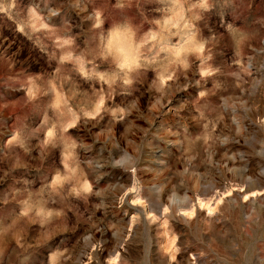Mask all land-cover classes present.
I'll return each mask as SVG.
<instances>
[{"label":"rangeland","instance_id":"374dc122","mask_svg":"<svg viewBox=\"0 0 264 264\" xmlns=\"http://www.w3.org/2000/svg\"><path fill=\"white\" fill-rule=\"evenodd\" d=\"M0 264H264V0H0Z\"/></svg>","mask_w":264,"mask_h":264},{"label":"clouds","instance_id":"9594fccd","mask_svg":"<svg viewBox=\"0 0 264 264\" xmlns=\"http://www.w3.org/2000/svg\"><path fill=\"white\" fill-rule=\"evenodd\" d=\"M132 37L124 27L109 29L106 49L120 69H132L136 65V52L131 43Z\"/></svg>","mask_w":264,"mask_h":264},{"label":"snow or ice","instance_id":"6c2138e0","mask_svg":"<svg viewBox=\"0 0 264 264\" xmlns=\"http://www.w3.org/2000/svg\"><path fill=\"white\" fill-rule=\"evenodd\" d=\"M203 2H204V3H206V2H207V0H203Z\"/></svg>","mask_w":264,"mask_h":264}]
</instances>
